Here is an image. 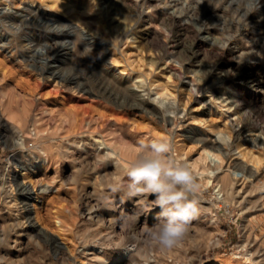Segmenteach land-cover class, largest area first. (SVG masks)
Returning <instances> with one entry per match:
<instances>
[{"label":"rangeland","instance_id":"obj_1","mask_svg":"<svg viewBox=\"0 0 264 264\" xmlns=\"http://www.w3.org/2000/svg\"><path fill=\"white\" fill-rule=\"evenodd\" d=\"M251 76L264 80V0H0V264H118L128 249L123 264H264V83ZM226 133L212 162L199 138ZM153 139L170 141L166 158L200 185L186 193L198 211L172 250L147 242L162 218L155 197L127 190L139 142ZM254 160L258 173L238 174ZM21 182L40 194L29 233L15 220ZM91 247L107 249L102 262L83 258Z\"/></svg>","mask_w":264,"mask_h":264},{"label":"clouds","instance_id":"obj_2","mask_svg":"<svg viewBox=\"0 0 264 264\" xmlns=\"http://www.w3.org/2000/svg\"><path fill=\"white\" fill-rule=\"evenodd\" d=\"M138 147L141 153L127 171L128 194L155 197L162 218L145 229L147 242L162 251L172 250L181 243L198 211L196 199H189L186 193H198L200 185L189 165L166 158L172 148L170 141L153 139L148 146L140 141Z\"/></svg>","mask_w":264,"mask_h":264},{"label":"bare ground","instance_id":"obj_3","mask_svg":"<svg viewBox=\"0 0 264 264\" xmlns=\"http://www.w3.org/2000/svg\"><path fill=\"white\" fill-rule=\"evenodd\" d=\"M23 5V4H22ZM9 8H11V3L10 2H8L7 3V6L5 7V10H7V9H9ZM25 8H27V9H29V10H32V11H42V7H41V5H39V4H37L35 1H30V2H27V4H25ZM42 13H44V12H42ZM79 34H80V36H81V38L83 39V41H86L87 42V44H89V45H92V44H94V45H96V47H98V48H101V45H102V43H100V42H98L97 40H96V38H95V36H93V35H91L90 36V33L88 34V33H86V31H83V30H79V31H77ZM78 38V37H77ZM30 41H32V39H30ZM85 42V43H86ZM93 45V46H94ZM92 47V46H91ZM105 49H108L107 47H105ZM74 51V48L72 49L71 48V51ZM97 53V52H96ZM101 56V55H100ZM100 56H99V58H100ZM106 60V59H105ZM49 61V60H48ZM48 61H46V62H43L44 63V65L42 66V69H44L45 71H51L52 72V74L54 75V76H58V72L56 71V68L52 65V64H50V62H48ZM108 70L110 69V68H107ZM116 73V72H115ZM129 73L127 72V75H128ZM140 76V75H139ZM70 77V76H69ZM68 78V77H67ZM136 78V77H135ZM250 78H252V82H254V84H256L257 86H262L263 85V83H264V80H262V78H258V76L257 77H253V76H251ZM66 80V79H65ZM68 81H71V82H74V83H76V85L77 86H81L82 84L80 83V82H78L75 78H73V77H70V78H68L67 79ZM75 80V81H74ZM250 80V79H249ZM261 88V87H260ZM131 91L132 92H136L137 90L136 89H134V88H131ZM160 92V91H159ZM137 96H138V98H140V99H143L144 101H147V102H149V103H151V104H153L152 103V100L150 101V98H148L145 94H141V93H137ZM150 97V96H149ZM232 99H233V102H238L237 101V99H236V96L235 95H232ZM154 105V104H153ZM231 107L232 106H229V107H227V110H230L231 109ZM0 109H1V103H0ZM244 117V116H243ZM85 121V120H84ZM80 122H81V120L78 118V117H74L73 118V121H72V129H74L75 130V128L76 127H78L79 125H80ZM239 124V123H238ZM40 128V127H39ZM251 131V130H250ZM243 132V131H242ZM41 135V134H40ZM44 135V134H43ZM42 135V136H43ZM227 135V136H226ZM28 136H30V135H28ZM45 137V136H44ZM251 143H253V145L254 144H256L257 143V140L260 138V135L259 134H252L251 135ZM231 139V135L229 134V133H226V134H224V136H218L217 138H215V139H212V138H210L208 135H203L202 136V138H199V140H200V142H203V145L204 144H206V145H208L209 146V148L208 147H206V146H204V152L206 153V155H207V157L208 158H210L211 159V161L213 162V161H215V163L217 162V161H219L221 158H222V154H221V151H223V148H224V146H223V142L222 141H225V143H229V140ZM106 143V142H105ZM243 144V143H242ZM241 146V145H240ZM109 147H110V145H109ZM108 147V148H109ZM65 148V147H64ZM203 148V147H202ZM45 149V148H44ZM41 150H42V148H41ZM46 150V149H45ZM247 150V149H246ZM46 153H47V151H45ZM111 152V151H110ZM110 152H107V155L109 156V155H111L112 153H110ZM248 153H250V154H253L254 155V153L251 151V150H247V151H243V150H240V154L242 155V156H247V154ZM47 155V154H46ZM48 156V155H47ZM261 156V155H260ZM47 160V159H46ZM118 161H120V160H118ZM255 162L253 163V164H242V162H241V164H236L235 166H240L241 168H242V171L241 170H239L240 172H242V173H238L239 175L241 174V176L243 177V178H245V177H249V175L250 176H253V175H255L256 173H258V170H259V160H254ZM34 165H35V163H33ZM123 165V164H122ZM251 165V166H250ZM120 166V165H119ZM18 168V167H17ZM240 169V168H239ZM229 171V170H228ZM236 171V170H235ZM11 172V171H10ZM210 173L211 174H213V175H215V173H216V171H215V169L214 170H211L210 171ZM224 173V172H223ZM226 173H228V172H226ZM226 173H225V176H223V180L225 181V183L227 184V186L228 185H230L231 186V191H233V188H234V181L232 180V178H230L231 176L229 175V174H227L226 175ZM237 173V172H236ZM235 173V174H236ZM16 175H18L17 173H16V171L13 173V175H11V174H9L8 175V182L9 183H11L14 179H15V177H16ZM23 175H24V173H23ZM25 175H27V174H25ZM27 178V177H26ZM211 179V178H210ZM213 179V178H212ZM249 179V178H248ZM16 181V180H15ZM24 181V180H23ZM16 183V182H15ZM239 183V182H238ZM4 185V184H3ZM19 186V185H18ZM20 186L21 187H23V189L24 190H27V193H28V195L26 196V198L24 199L25 200V205H24V207H21L22 208V210L20 209V211H19V213H17L16 214V216H15V220L17 221V222H19L18 224L19 225H21V228H22V230L23 231H26L27 233H29V231H31V229H35V228H38V224H37V222H36V220H35V218H34V216H33V210H32V205L34 206V207H36V201H38L37 199H38V197H40V194L37 192V190H36V188H32V187H30V184H28V183H26V182H21V184H20ZM5 187V186H4ZM7 187V186H6ZM10 187L12 188V190H13V185H10ZM2 188H3V186H2ZM229 188V187H228ZM21 189V188H20ZM11 190V191H12ZM26 193V194H27ZM226 193V192H225ZM233 193H234V191H233ZM232 193V194H233ZM36 194V195H35ZM10 198H9V202L10 203H13V205H16L17 204V196H12V195H10L9 196ZM143 197V196H142ZM42 198V197H41ZM113 205V204H112ZM69 207V206H68ZM122 209H124V208H122ZM19 210V209H18ZM113 216V215H112ZM146 219H147V217H146ZM116 220V219H115ZM114 223H116V222H114ZM32 234V233H31ZM139 237V236H138ZM53 238V237H52ZM54 238H55V236H54ZM53 238V239H54ZM212 238H214V237H212ZM108 240V239H107ZM54 246L55 247H57L58 249H59V251H60V253H62L63 255H66L67 254V257H68V250H67V248H65L62 244H60V241H58L56 238H55V240H54ZM209 243V242H208ZM210 244V243H209ZM51 245V244H50ZM99 245V244H98ZM102 246H103V244H102ZM53 247V246H52ZM79 249V248H78ZM90 250L87 252V249H86V251L83 249V251L81 252L82 253V255H83V258L84 259H88V262H93V261H96V262H102L103 260H104V257H105V254H106V251L105 250H107V249H103V247L100 249V248H97V247H91V248H89ZM134 249V248H133ZM137 250V249H136ZM81 251V250H80ZM80 251H78V253L80 252ZM135 250H132V249H128L127 251H126V253L125 254H123L122 253V257H123V259L122 260H125V259H130V258H132V257H134V254H136V253H133ZM16 255H18V254H16ZM71 256V255H70ZM78 256H80V255H78ZM137 257V256H136ZM12 258V257H11ZM66 258V257H65ZM71 258V257H70ZM17 259V258H16ZM73 259V258H72ZM122 260L120 261L119 260V262H118V264H123V262H122ZM18 261V260H17ZM22 261V260H21ZM86 261V260H85ZM130 261V260H129ZM135 261V260H134ZM128 262V261H127ZM150 262V261H149ZM105 263V262H104ZM152 263V262H151ZM4 264V263H3ZM23 264V263H22ZM93 264V263H92ZM97 264V263H96ZM102 264V263H101ZM109 264V263H108ZM145 264H147V263H145ZM149 264V263H148Z\"/></svg>","mask_w":264,"mask_h":264}]
</instances>
